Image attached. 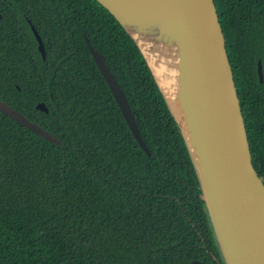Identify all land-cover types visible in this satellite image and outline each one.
I'll list each match as a JSON object with an SVG mask.
<instances>
[{"label": "trees", "instance_id": "obj_1", "mask_svg": "<svg viewBox=\"0 0 264 264\" xmlns=\"http://www.w3.org/2000/svg\"><path fill=\"white\" fill-rule=\"evenodd\" d=\"M214 2L264 181V0ZM0 13V100L61 141L0 111V264H226L180 129L117 19L97 0H0ZM85 36L106 56L149 154Z\"/></svg>", "mask_w": 264, "mask_h": 264}, {"label": "water", "instance_id": "obj_2", "mask_svg": "<svg viewBox=\"0 0 264 264\" xmlns=\"http://www.w3.org/2000/svg\"><path fill=\"white\" fill-rule=\"evenodd\" d=\"M143 55L187 146L226 264H264V181L248 132L214 0H97ZM0 13V17H1ZM45 58L44 42L28 20ZM135 139L149 154L131 105L106 56L85 36ZM258 74L263 81L262 62ZM36 108L48 112L44 102ZM0 111L60 144L6 101ZM193 264H199L195 261Z\"/></svg>", "mask_w": 264, "mask_h": 264}, {"label": "flooded vegetation", "instance_id": "obj_3", "mask_svg": "<svg viewBox=\"0 0 264 264\" xmlns=\"http://www.w3.org/2000/svg\"><path fill=\"white\" fill-rule=\"evenodd\" d=\"M213 227V226H212ZM217 238V237H216ZM217 242H218V240H217ZM220 247V246H219ZM220 251H221V249H220ZM222 253V252H221ZM223 256V255H222ZM223 259H224V257H223ZM225 261V260H224ZM195 262V261H194ZM199 264H201L200 262H199Z\"/></svg>", "mask_w": 264, "mask_h": 264}]
</instances>
